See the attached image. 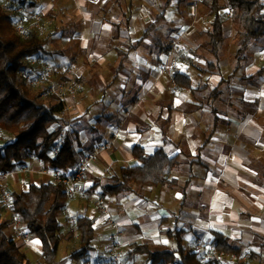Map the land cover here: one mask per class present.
I'll use <instances>...</instances> for the list:
<instances>
[{
  "label": "crops",
  "instance_id": "1",
  "mask_svg": "<svg viewBox=\"0 0 264 264\" xmlns=\"http://www.w3.org/2000/svg\"><path fill=\"white\" fill-rule=\"evenodd\" d=\"M33 1L37 17L42 9L51 17L44 51L27 60L37 76L35 85L60 99L63 89L73 91L64 97L67 108L54 129L78 136L80 159L101 151L59 218L61 264H105L117 232L125 244V264H151L131 250L126 256L125 249L135 243L174 250V240L165 235L171 230L186 232L187 249L211 248L212 264L237 258L214 249V231L240 249L242 258L246 254V264H264V42L249 46L235 73L234 35L220 68L204 73L212 60L207 32L213 18L206 17L207 27L201 28L200 20L191 27L182 16L176 26L170 8L149 31L162 13L161 0L140 5L134 0ZM226 29L225 23L227 42ZM177 72L191 79V89L176 85ZM136 146L146 157L162 149L177 158L179 167L172 173L177 185H134L131 193L105 195L110 177L138 162ZM20 167L35 172L13 176L11 185L27 191L33 184L52 183L37 173L44 166L35 157ZM80 216L94 221L95 240L88 258L74 260ZM31 243L18 244L34 264L42 243L34 238Z\"/></svg>",
  "mask_w": 264,
  "mask_h": 264
},
{
  "label": "trees",
  "instance_id": "2",
  "mask_svg": "<svg viewBox=\"0 0 264 264\" xmlns=\"http://www.w3.org/2000/svg\"><path fill=\"white\" fill-rule=\"evenodd\" d=\"M10 7L13 0H0V133L11 135L14 139L0 147V175L12 172L22 166L31 156L38 159L48 170L67 171L80 162L74 133L62 135L54 126L61 121L67 108L66 102L47 91H35L21 74L33 72L28 59L44 51L46 40L38 30L30 28L22 35L16 28L15 15L3 4ZM175 0H163L162 13L149 28L153 30L165 19ZM190 0H181L186 3ZM225 7L232 12L237 29L238 52L236 54V73L247 57L249 46L264 38V0H225ZM207 16L213 18L207 32L208 52L212 57L204 73H214L220 68L223 49L226 44L224 32L225 8L221 0H205ZM123 64H120V68ZM177 86L191 89V79L177 72L173 77ZM133 154L138 162L123 168L120 175L111 176L103 187V193L120 196L131 193L133 186L173 188L177 182L172 173L179 167L177 158H170L162 149L146 157L141 146L134 147ZM13 212L29 230L31 237L42 243L40 264H61L58 260L60 245L64 241L63 226L59 217L65 209L69 193L63 184H33L27 191L12 192ZM0 201V264H32L26 252L8 233L10 222L2 215ZM76 229L80 235V248L71 254L74 260L89 257L95 240V223L86 216L76 218ZM185 231L171 230L165 235L176 243L174 250H157L148 244H135L132 253L145 255L151 264H212L204 261L198 251L185 247ZM214 249L225 255L241 256L240 249L234 248L229 239L212 232Z\"/></svg>",
  "mask_w": 264,
  "mask_h": 264
},
{
  "label": "rangeland",
  "instance_id": "3",
  "mask_svg": "<svg viewBox=\"0 0 264 264\" xmlns=\"http://www.w3.org/2000/svg\"><path fill=\"white\" fill-rule=\"evenodd\" d=\"M135 3H137V5H140L142 3V0H137L138 2H136V0H134ZM163 1V0H161ZM205 0H190L187 1L186 3H182L181 0H175L171 10L169 11V14L171 16V21L173 23H175L176 26H178L179 21L183 22V19L181 18H185L184 21L186 23H188V26H197L196 25V20H200V27L201 28H206L207 25L204 24L205 23V18L208 17V10L204 4ZM33 0H13V5L10 7V5H8V2H4L3 4L5 5L6 9L8 11H10L11 13H13L16 17V28L19 30L20 29V33L22 35H25L26 31L30 28H35L37 29L40 33H42L41 37L45 38L50 30V22H51V17L49 16H44V10L42 9V12L38 13V17L36 15V13L34 12L35 7L32 6L34 3ZM221 4L225 7L226 1L225 0H221ZM32 14H31V12ZM264 13V11H263ZM36 15V17H35ZM222 15L225 19L226 25H227V29H226V36H227V42H226V47L229 43L232 42V38L233 36L237 34V29H236V25L235 22L233 20V16H232V12L229 8H224L222 11ZM183 16V17H182ZM177 23V24H176ZM23 29V30H21ZM153 39H156L155 36H153ZM258 42H264V38L260 39ZM179 55H182V51H178L177 52ZM226 48L223 49V54L224 56L226 55ZM29 72V71H27ZM34 75V72H31ZM33 90L35 91H41V87L39 85H33ZM71 87V86H70ZM73 92V91H71ZM14 138L11 135H7V134H3L0 133V147L6 145L7 143L11 142ZM33 166V165H32ZM21 167L16 168L17 170H20ZM23 168V167H22ZM21 175V174H19ZM14 176H18L17 174ZM13 177V176H12ZM6 178L4 179L3 175H0V201L2 203V215L3 218L5 220H8L11 224H13L15 221H19V217L16 216L13 212L12 206H11V193L12 192H21L24 191L23 187H16L11 185V178ZM85 178V177H84ZM84 178L82 180H84ZM81 181V180H80ZM79 181V182H80ZM77 183V189H78V184ZM29 184V183H28ZM27 184V185H28ZM26 185V187H28ZM77 191V190H76ZM70 196H73L74 194H69ZM62 214V213H61ZM60 214V217H62V215ZM64 218H62V221H64ZM72 224V223H70ZM15 229L13 228H9L8 233H12V236L15 238L16 240V236L13 235ZM10 233V234H11ZM18 243H22L21 239H17L16 240ZM32 241V237H30L29 241H23L24 245L28 246L31 245ZM111 244H112V240H111ZM171 244L176 247V243L174 241L171 242ZM135 246V243H131L130 246H127V248L125 249V255L128 256L130 253V250L132 252L133 247ZM159 247L157 250H168L165 248V246H163V244H158ZM64 248L61 250V258L64 255ZM200 257L204 260V261H208L211 259H214V255L212 253V249H204L203 252L199 253ZM246 254L244 255V258L242 259H230L228 261V264H246L244 259H246ZM36 258H33V263L34 264H40L39 260L38 262H36L35 260ZM215 260V259H214ZM248 260V259H247ZM63 264H67V263H63ZM70 264H80L78 262H75L73 260L70 261Z\"/></svg>",
  "mask_w": 264,
  "mask_h": 264
},
{
  "label": "built area",
  "instance_id": "4",
  "mask_svg": "<svg viewBox=\"0 0 264 264\" xmlns=\"http://www.w3.org/2000/svg\"><path fill=\"white\" fill-rule=\"evenodd\" d=\"M23 30V29H21ZM20 31V29L18 30ZM21 32V31H20ZM23 80L29 82L31 86L36 84L37 76L30 72H23L21 74ZM71 91L70 88H65L59 95L63 100L64 97ZM101 153V151L88 154L87 156L80 159V162L77 167L69 169L67 171L62 170H48L46 168H40L37 170V173L42 176H48L52 180V183L55 184H63L69 194H73L77 190V183L82 180L88 173L89 169L91 168L92 164L96 161L97 156ZM31 168L24 167L20 170H14L12 172H8L3 174L4 179L10 178L14 175L19 174H29L34 173ZM10 227L15 229L13 235L16 236L17 239H21L22 245L23 241H29L31 234L26 226L21 222L20 218L19 221H15L13 224H10ZM112 246L110 250V259L105 264H125L124 257H123V248L125 246L124 241L121 237L119 232L115 233L111 236ZM197 251L199 253L203 252L202 247L200 245L197 247ZM242 258L241 256H237L236 259Z\"/></svg>",
  "mask_w": 264,
  "mask_h": 264
},
{
  "label": "snow or ice",
  "instance_id": "5",
  "mask_svg": "<svg viewBox=\"0 0 264 264\" xmlns=\"http://www.w3.org/2000/svg\"><path fill=\"white\" fill-rule=\"evenodd\" d=\"M36 243H39V241H37Z\"/></svg>",
  "mask_w": 264,
  "mask_h": 264
}]
</instances>
